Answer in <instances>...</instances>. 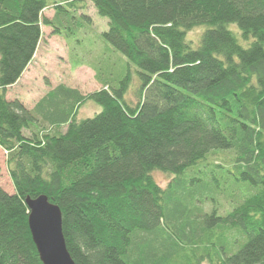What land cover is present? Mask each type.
<instances>
[{
    "label": "trees",
    "instance_id": "trees-1",
    "mask_svg": "<svg viewBox=\"0 0 264 264\" xmlns=\"http://www.w3.org/2000/svg\"><path fill=\"white\" fill-rule=\"evenodd\" d=\"M84 3L121 56L90 67L101 89L7 100L41 26L71 42ZM88 101L101 112L78 120ZM0 149V264H42L25 205L39 196L74 264H264V0H0Z\"/></svg>",
    "mask_w": 264,
    "mask_h": 264
},
{
    "label": "rangeland",
    "instance_id": "rangeland-1",
    "mask_svg": "<svg viewBox=\"0 0 264 264\" xmlns=\"http://www.w3.org/2000/svg\"><path fill=\"white\" fill-rule=\"evenodd\" d=\"M65 10L67 11L68 8H65ZM79 13L80 11L76 13V17H79L76 21L82 27H78L77 30L72 29V34L69 35L68 39V41H71L69 43L63 37L55 35L51 28L41 26L42 39L36 54L20 80L14 86L8 88L7 100L18 99L26 109L31 110L59 85L77 90L82 96L101 89L94 71L90 67L92 65L98 66V63L102 64L107 56H110L111 60L115 58L117 63V57L121 58V56L114 52L107 43L101 41L100 35L107 30V21L97 16L92 5L84 3L83 14L85 18L80 17ZM42 17L48 20L52 19L53 9L44 10ZM230 30L236 33L234 26H230ZM66 33L68 32L66 31ZM198 36V30H194L187 35V39L196 42ZM238 40L242 47L247 46L245 42L240 41V38ZM107 50L110 53L107 52L104 56V52ZM129 73L130 81L125 99L132 103L136 102L135 93L140 82L134 67H129ZM122 78H118V80L121 81ZM100 112L101 107L99 105L88 101L79 109L77 118L78 120L92 118ZM37 120L31 131L36 132V128L39 127L42 132L50 129L47 125L41 124L38 117ZM26 135L28 136L29 132H26ZM5 158V153L0 149V187L6 193L12 194L13 187L5 167ZM152 176L160 187H165L168 179L164 174L154 172Z\"/></svg>",
    "mask_w": 264,
    "mask_h": 264
},
{
    "label": "water",
    "instance_id": "water-1",
    "mask_svg": "<svg viewBox=\"0 0 264 264\" xmlns=\"http://www.w3.org/2000/svg\"><path fill=\"white\" fill-rule=\"evenodd\" d=\"M28 227L42 264H74L62 234L60 209L46 196L26 198Z\"/></svg>",
    "mask_w": 264,
    "mask_h": 264
},
{
    "label": "bare ground",
    "instance_id": "bare-ground-1",
    "mask_svg": "<svg viewBox=\"0 0 264 264\" xmlns=\"http://www.w3.org/2000/svg\"><path fill=\"white\" fill-rule=\"evenodd\" d=\"M80 108H81V107H80ZM80 108H79V109H80ZM78 111H79V110H78Z\"/></svg>",
    "mask_w": 264,
    "mask_h": 264
}]
</instances>
